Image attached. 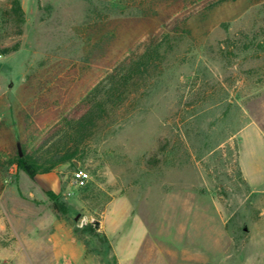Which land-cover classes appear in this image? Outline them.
Masks as SVG:
<instances>
[{"label": "rangeland", "instance_id": "1", "mask_svg": "<svg viewBox=\"0 0 264 264\" xmlns=\"http://www.w3.org/2000/svg\"><path fill=\"white\" fill-rule=\"evenodd\" d=\"M10 3L0 151L25 116L36 144L129 55L172 48L76 160L0 171V264H264V0H18L19 26Z\"/></svg>", "mask_w": 264, "mask_h": 264}, {"label": "trees", "instance_id": "2", "mask_svg": "<svg viewBox=\"0 0 264 264\" xmlns=\"http://www.w3.org/2000/svg\"><path fill=\"white\" fill-rule=\"evenodd\" d=\"M10 1L9 11L2 13L1 18L8 17L13 25L19 26L23 18L18 0ZM171 45L169 42L165 46L160 43L146 45L140 54L129 55L111 69L100 83L87 91L71 111L61 113L57 122L47 128L36 144H32V135L41 131V126L30 115L25 116L22 121L23 138L13 143L6 152L0 151V171L15 166L33 179L76 160L82 145L95 130L131 95L146 87L147 82L158 75ZM16 48L11 50L15 51ZM9 51L4 49L2 53ZM0 127H3L2 123ZM27 130L28 134L25 132Z\"/></svg>", "mask_w": 264, "mask_h": 264}, {"label": "built area", "instance_id": "3", "mask_svg": "<svg viewBox=\"0 0 264 264\" xmlns=\"http://www.w3.org/2000/svg\"><path fill=\"white\" fill-rule=\"evenodd\" d=\"M1 58V55H0ZM89 174L81 169H76L72 173V183L76 188H83L89 181Z\"/></svg>", "mask_w": 264, "mask_h": 264}, {"label": "crops", "instance_id": "4", "mask_svg": "<svg viewBox=\"0 0 264 264\" xmlns=\"http://www.w3.org/2000/svg\"><path fill=\"white\" fill-rule=\"evenodd\" d=\"M255 135L258 136V135H259L258 132H257V134H255ZM241 167H242V166H241ZM242 172H243L244 176H246V174H245L243 168H242Z\"/></svg>", "mask_w": 264, "mask_h": 264}]
</instances>
